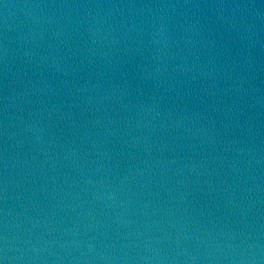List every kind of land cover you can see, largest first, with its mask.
<instances>
[{
	"label": "water",
	"instance_id": "obj_1",
	"mask_svg": "<svg viewBox=\"0 0 264 264\" xmlns=\"http://www.w3.org/2000/svg\"><path fill=\"white\" fill-rule=\"evenodd\" d=\"M0 264H264V0H0Z\"/></svg>",
	"mask_w": 264,
	"mask_h": 264
}]
</instances>
